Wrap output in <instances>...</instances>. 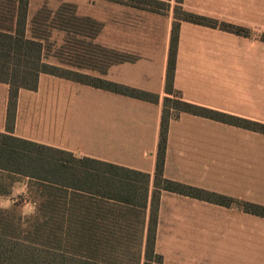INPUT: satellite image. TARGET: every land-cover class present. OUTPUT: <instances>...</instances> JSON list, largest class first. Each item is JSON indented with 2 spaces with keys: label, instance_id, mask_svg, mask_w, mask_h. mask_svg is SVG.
<instances>
[{
  "label": "crops",
  "instance_id": "1",
  "mask_svg": "<svg viewBox=\"0 0 264 264\" xmlns=\"http://www.w3.org/2000/svg\"><path fill=\"white\" fill-rule=\"evenodd\" d=\"M166 1L162 12L109 0L49 3L55 9L72 4L78 16L100 22L93 42L129 57L108 65L100 78L159 99L150 102L41 73L35 90H18L11 132L77 157L147 173L142 253L162 100L168 95L175 0ZM14 4L0 0L2 9ZM182 7L247 34L181 21L174 89L188 102L264 123V0H183ZM34 9L28 0L27 28ZM8 90L0 82V132H6ZM163 176L264 206V134L182 112L168 124ZM154 248L163 264H264V217L163 190Z\"/></svg>",
  "mask_w": 264,
  "mask_h": 264
},
{
  "label": "trees",
  "instance_id": "2",
  "mask_svg": "<svg viewBox=\"0 0 264 264\" xmlns=\"http://www.w3.org/2000/svg\"><path fill=\"white\" fill-rule=\"evenodd\" d=\"M14 1L12 8H0V82L9 87L6 132H0V170L6 175H0V179L12 175L29 178L28 186L45 199L39 205L37 216L27 221L11 214L15 205L0 212V264H127L125 260L128 259L130 264H140L142 259L141 264H163L162 256L154 248L159 195L163 190L222 206L237 205L246 213L264 217L263 205L163 176L168 124L182 112L264 134V123L188 102L173 87L181 21L239 34H247V31L189 12L182 7L183 0H175L165 80L168 95L162 100L153 190L142 253L147 173L86 156L76 157L69 151L23 139L11 132L18 90H35L41 73L150 102H157L158 94L51 63L48 52L53 44L50 37L54 29L86 38L87 41L72 38L74 41L70 39L69 42L78 47L82 45L85 53L106 60L103 65L88 63L87 67L100 74L111 63L129 57L94 43L101 29L100 22L78 16L72 4L62 3L55 10L36 11L27 28L28 0ZM109 1L155 12H162L169 6L166 0ZM9 188L0 181V195H7ZM24 223L27 227L22 226Z\"/></svg>",
  "mask_w": 264,
  "mask_h": 264
},
{
  "label": "rangeland",
  "instance_id": "3",
  "mask_svg": "<svg viewBox=\"0 0 264 264\" xmlns=\"http://www.w3.org/2000/svg\"><path fill=\"white\" fill-rule=\"evenodd\" d=\"M54 2H56V0H31V3L35 4V9H34L35 12L36 11L41 12L43 8L55 10V7H52L49 4ZM146 2L144 1V3ZM148 4H152V3H148ZM153 6H157V5H153ZM72 38L77 40L87 41L86 38L79 35L72 36L64 31H56L55 29L51 30L50 42L53 44H51L50 51L48 52L49 53L48 60L51 61V63L60 65V67L72 68L74 70L79 71L80 73L90 75V77H99L100 74L99 71H97L92 67H87L90 66V64L88 63L92 61V62H99L101 65H103L104 63H106V60L102 56L99 57L91 56L90 52L85 53V48L82 45L81 47H78L74 43L71 45L69 40L71 39L72 41L73 40ZM85 58L88 59V61L85 62L84 61ZM86 80L90 81L91 79H86ZM17 177H21V176L12 175L11 177H4L0 179V181L4 186L11 187L13 180L16 179ZM34 190L35 188H33L31 185L27 186V191L25 193H22L20 197H18L17 202L13 208L14 210L9 209L11 214H13L15 217H18L21 211V204L26 203L29 199H35L36 197H38V194ZM0 196H6V195H0ZM130 261H131L130 259H128V261L125 260L127 264H130Z\"/></svg>",
  "mask_w": 264,
  "mask_h": 264
},
{
  "label": "clouds",
  "instance_id": "4",
  "mask_svg": "<svg viewBox=\"0 0 264 264\" xmlns=\"http://www.w3.org/2000/svg\"><path fill=\"white\" fill-rule=\"evenodd\" d=\"M0 175H6V173L0 170ZM29 182V178L17 177L13 180L12 186L9 188L8 195L0 196V212L8 211L16 204L18 197L27 191ZM44 199L45 197L41 196L35 199H29L26 203H22L19 216L24 221H27L30 217L37 216L39 205L44 201ZM22 226L27 227V224L24 223Z\"/></svg>",
  "mask_w": 264,
  "mask_h": 264
}]
</instances>
